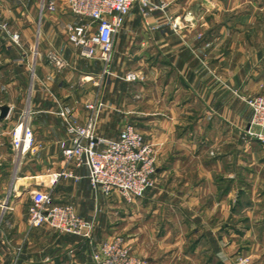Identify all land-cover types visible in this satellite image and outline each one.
I'll list each match as a JSON object with an SVG mask.
<instances>
[{
    "label": "crops",
    "instance_id": "1",
    "mask_svg": "<svg viewBox=\"0 0 264 264\" xmlns=\"http://www.w3.org/2000/svg\"><path fill=\"white\" fill-rule=\"evenodd\" d=\"M150 1V15L135 7L126 18L106 74L103 60L68 43L67 25L85 22L68 0H58L55 12L42 11L41 0H0L21 35L18 47L0 33V264H93V251L120 234L151 264L174 263L172 253L188 259V251L209 252L207 264H230L240 235L254 237L242 243L244 253L264 245V144L247 135L246 103L264 95V0ZM52 52L64 68L50 63ZM99 103L98 137L118 139L132 124L155 149L156 185L134 203L96 193L87 167L55 180L69 143L60 110L85 125L93 114L87 106ZM28 110L34 144L18 157L13 131ZM36 191L93 222L91 238L31 229Z\"/></svg>",
    "mask_w": 264,
    "mask_h": 264
},
{
    "label": "built area",
    "instance_id": "2",
    "mask_svg": "<svg viewBox=\"0 0 264 264\" xmlns=\"http://www.w3.org/2000/svg\"><path fill=\"white\" fill-rule=\"evenodd\" d=\"M58 0H43L42 11L55 12ZM72 15L82 19L83 23H69L66 29L68 43L81 49L80 55L88 59H101L107 67L111 63L115 37L126 18L138 7L143 16H148L156 9L150 0H68ZM166 3L161 4L165 9ZM174 29H180L178 19L173 22ZM0 33L18 47H21V35L6 21L0 12ZM50 63L57 69L65 67V61L56 52L49 55ZM128 81H136L137 75L129 73ZM253 111V117L247 135L264 144V95L246 99ZM85 125L77 123L69 108L60 110L69 136V143L63 144L62 153L66 164L63 171L55 175L75 178L70 167H87L93 190L110 196L118 193L126 202L134 203L144 198L156 185L157 155L145 135L132 124L122 130L118 139L108 140L96 135L97 108ZM33 113L25 111L13 131L12 148L18 157L27 154L34 144L32 129ZM29 208L28 224L31 229L49 226L59 233L91 238L93 222L81 217L72 206L56 205L52 195L36 191L32 195ZM93 264H149L137 257L122 237H115L104 242L92 253Z\"/></svg>",
    "mask_w": 264,
    "mask_h": 264
},
{
    "label": "rangeland",
    "instance_id": "3",
    "mask_svg": "<svg viewBox=\"0 0 264 264\" xmlns=\"http://www.w3.org/2000/svg\"><path fill=\"white\" fill-rule=\"evenodd\" d=\"M43 0H41L42 2ZM62 2H66V0H60ZM42 5V3H41ZM185 20V21H192V18H189L187 16H185L182 21ZM179 21V19H178ZM181 24V21L179 22ZM178 30V29H177ZM31 199V198H30ZM132 225L129 224V222L127 223V228H131ZM178 224L177 222H175V226L171 229V231L173 232V234L175 233V231L178 230ZM118 237V236H116ZM119 237H122L125 244L130 247L132 249V244H130V242H128V239L127 237H125L124 235H121ZM236 239V245H235V248H234V253H233V256H232V261L230 262V264H264V245L262 247H260L258 250H256L254 253H244L243 252V248H242V243L244 242V244L246 243V239H254V237H242L241 235L240 236H236L235 237ZM112 240V239H111ZM239 240V241H238ZM133 251V249H132ZM134 252V251H133ZM137 257L139 258H142V259H145L149 264L150 263V260L148 257L146 256H141L140 254H136L134 253ZM246 254V255H244ZM187 256L189 257L188 259H185L186 257L184 256V252H182L180 255L178 253H172L169 258L171 259L170 261H174V263L172 264H185L183 263L185 260H189V261H192L194 262V264H207L212 258H210V253L209 252H197L196 253H191V252H187ZM165 258H166V255H165ZM220 259L222 260H225L223 262H227L226 261V257L222 254H220ZM183 260V261H182ZM213 260H215L213 258ZM177 261V262H176ZM214 262V261H213Z\"/></svg>",
    "mask_w": 264,
    "mask_h": 264
},
{
    "label": "water",
    "instance_id": "4",
    "mask_svg": "<svg viewBox=\"0 0 264 264\" xmlns=\"http://www.w3.org/2000/svg\"><path fill=\"white\" fill-rule=\"evenodd\" d=\"M8 114H9V109L8 108L4 109L2 111L1 119L6 118L8 116Z\"/></svg>",
    "mask_w": 264,
    "mask_h": 264
}]
</instances>
